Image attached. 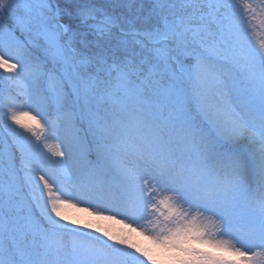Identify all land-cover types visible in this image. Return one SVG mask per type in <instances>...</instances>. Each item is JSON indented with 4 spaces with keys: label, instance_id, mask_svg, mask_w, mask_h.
<instances>
[{
    "label": "snow or ice",
    "instance_id": "1",
    "mask_svg": "<svg viewBox=\"0 0 264 264\" xmlns=\"http://www.w3.org/2000/svg\"><path fill=\"white\" fill-rule=\"evenodd\" d=\"M258 28L264 0H0L32 84L0 91V264H264Z\"/></svg>",
    "mask_w": 264,
    "mask_h": 264
},
{
    "label": "rangeland",
    "instance_id": "2",
    "mask_svg": "<svg viewBox=\"0 0 264 264\" xmlns=\"http://www.w3.org/2000/svg\"><path fill=\"white\" fill-rule=\"evenodd\" d=\"M253 40L258 42L260 40H264V29H256L255 32L253 33ZM25 78H22L24 80ZM28 111V110H26ZM32 115H34L32 113ZM5 135L0 131V139H2ZM77 203L76 208H69L67 209V212L70 215L77 216L79 218H89L88 213L80 211L81 209H89V211H95V203L94 202H89L87 200L81 201V202H76ZM105 215H114V213L111 212H106ZM100 226L107 228L108 230L114 231V232H125L128 233L129 229L127 225H131L132 228H137V224L133 222L132 219L125 218L124 216H116L115 220H101L99 221ZM85 231H90L89 229H85ZM139 231V229H138ZM96 235H99V233H96ZM131 235L137 239L138 241L142 243H147V241L144 240L143 237L138 236L136 233H131Z\"/></svg>",
    "mask_w": 264,
    "mask_h": 264
},
{
    "label": "trees",
    "instance_id": "3",
    "mask_svg": "<svg viewBox=\"0 0 264 264\" xmlns=\"http://www.w3.org/2000/svg\"><path fill=\"white\" fill-rule=\"evenodd\" d=\"M97 2V6L98 7H104L105 5L109 4L111 2V0H96ZM37 55H39V53H37ZM7 75V73L4 72V70L0 69V91H11L13 94H16V92L18 91H27L29 93H31L32 91V84L31 81L28 80L27 78H25L24 80H21V82L18 85H11L9 86V84L6 82V80L4 79V77ZM22 99V98H21ZM19 111H30L35 113V111H33V109L31 108H20L17 109ZM54 110V106L53 108L49 109V113L52 114ZM3 108H0V121L3 120ZM36 114V113H35ZM15 127V126H14ZM0 131L6 135L5 130L3 129L2 125H0ZM19 131H23L22 129H20ZM28 135V134H26ZM10 139V137H9Z\"/></svg>",
    "mask_w": 264,
    "mask_h": 264
}]
</instances>
